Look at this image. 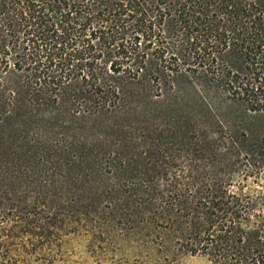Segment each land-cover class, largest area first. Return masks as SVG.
<instances>
[{
  "label": "trees",
  "instance_id": "16d2710c",
  "mask_svg": "<svg viewBox=\"0 0 264 264\" xmlns=\"http://www.w3.org/2000/svg\"><path fill=\"white\" fill-rule=\"evenodd\" d=\"M66 225L264 264V0H0V230Z\"/></svg>",
  "mask_w": 264,
  "mask_h": 264
},
{
  "label": "rangeland",
  "instance_id": "374dc122",
  "mask_svg": "<svg viewBox=\"0 0 264 264\" xmlns=\"http://www.w3.org/2000/svg\"><path fill=\"white\" fill-rule=\"evenodd\" d=\"M64 227L66 228L59 233L57 242L51 248L44 247L32 255L25 254L24 240L8 238L5 236L8 232L1 229L0 249L3 245L7 250H13L17 264H211L202 255L177 252L164 256L156 249L141 246L137 235L124 237L109 231L98 238L84 229L72 230L68 225Z\"/></svg>",
  "mask_w": 264,
  "mask_h": 264
}]
</instances>
